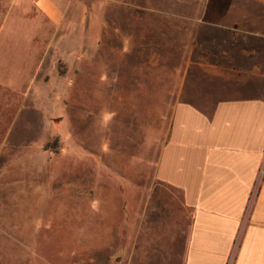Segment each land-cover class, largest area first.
Returning <instances> with one entry per match:
<instances>
[{
	"label": "rangeland",
	"instance_id": "rangeland-1",
	"mask_svg": "<svg viewBox=\"0 0 264 264\" xmlns=\"http://www.w3.org/2000/svg\"><path fill=\"white\" fill-rule=\"evenodd\" d=\"M198 4L81 0L30 80L5 66L25 86L0 90V264H110L135 228L124 220L166 200L156 162L187 97L183 50L168 41L184 35L153 10Z\"/></svg>",
	"mask_w": 264,
	"mask_h": 264
},
{
	"label": "crops",
	"instance_id": "crops-1",
	"mask_svg": "<svg viewBox=\"0 0 264 264\" xmlns=\"http://www.w3.org/2000/svg\"><path fill=\"white\" fill-rule=\"evenodd\" d=\"M184 1L198 8L153 10L182 24L168 34L184 35L181 45L168 41L183 50L178 97H187L174 106L156 162L166 200L141 204L124 220L135 228L120 234L126 244L110 264H264V0ZM80 4L0 0V90L25 86L5 66H24L30 80L47 34L63 29Z\"/></svg>",
	"mask_w": 264,
	"mask_h": 264
}]
</instances>
